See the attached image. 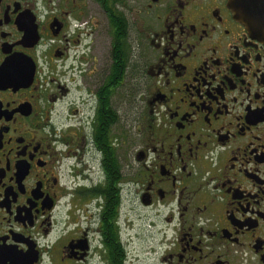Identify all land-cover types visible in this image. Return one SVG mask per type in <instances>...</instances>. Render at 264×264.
I'll list each match as a JSON object with an SVG mask.
<instances>
[{"label": "flooded vegetation", "instance_id": "obj_1", "mask_svg": "<svg viewBox=\"0 0 264 264\" xmlns=\"http://www.w3.org/2000/svg\"><path fill=\"white\" fill-rule=\"evenodd\" d=\"M118 2L0 0V264H264V0Z\"/></svg>", "mask_w": 264, "mask_h": 264}, {"label": "rangeland", "instance_id": "obj_2", "mask_svg": "<svg viewBox=\"0 0 264 264\" xmlns=\"http://www.w3.org/2000/svg\"><path fill=\"white\" fill-rule=\"evenodd\" d=\"M117 6L119 11L124 13L128 21L130 22L131 32L134 38L135 34H137L138 31H137V27L135 26V16H134V12L131 9L132 7L130 4V0H119ZM98 16L102 18L99 23H97L96 17L93 16V18H89L93 23H95V26L97 27L96 28L97 31L94 35L90 36L88 40L90 42L92 38V41L90 43H91V50L94 51L93 56L101 57L103 59V65L104 67H106V64L110 63L109 53L111 52V48H112L111 35L109 34L110 27L105 17L103 16L101 17V15ZM134 50L136 53H139L136 46L134 47ZM119 94H122V92H119ZM154 262H155V254H152L150 259L146 260V263H154Z\"/></svg>", "mask_w": 264, "mask_h": 264}, {"label": "trees", "instance_id": "obj_3", "mask_svg": "<svg viewBox=\"0 0 264 264\" xmlns=\"http://www.w3.org/2000/svg\"><path fill=\"white\" fill-rule=\"evenodd\" d=\"M106 8H109L106 6ZM113 14H117L116 16ZM111 18V28L110 32L113 37V53L115 55L114 61L115 64L112 66V74L114 76H119L122 78V75L126 70V53L128 55V43H127V33L126 29L128 28L127 20L124 15L116 13L115 10L111 7L110 11ZM117 52V53H116Z\"/></svg>", "mask_w": 264, "mask_h": 264}, {"label": "water", "instance_id": "obj_4", "mask_svg": "<svg viewBox=\"0 0 264 264\" xmlns=\"http://www.w3.org/2000/svg\"><path fill=\"white\" fill-rule=\"evenodd\" d=\"M254 9L253 8H243L242 10H241V13H242V17H243V19L246 21V22H255V23H257L255 20H256V14H255V12H253L252 13V11H253ZM255 23L253 24V23H251V24H253V25H255ZM256 26V25H255Z\"/></svg>", "mask_w": 264, "mask_h": 264}]
</instances>
